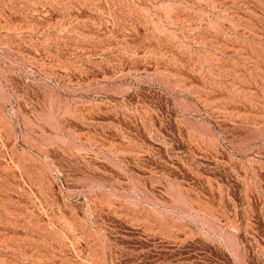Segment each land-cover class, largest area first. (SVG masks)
<instances>
[{"label": "rangeland", "instance_id": "1", "mask_svg": "<svg viewBox=\"0 0 264 264\" xmlns=\"http://www.w3.org/2000/svg\"><path fill=\"white\" fill-rule=\"evenodd\" d=\"M0 264H264V0H0Z\"/></svg>", "mask_w": 264, "mask_h": 264}]
</instances>
